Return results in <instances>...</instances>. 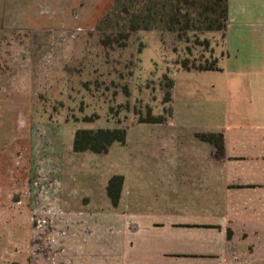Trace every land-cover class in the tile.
Segmentation results:
<instances>
[{"label": "rangeland", "instance_id": "1", "mask_svg": "<svg viewBox=\"0 0 264 264\" xmlns=\"http://www.w3.org/2000/svg\"><path fill=\"white\" fill-rule=\"evenodd\" d=\"M115 3L0 0V264H65L77 241H94L92 211L106 205L125 147L76 152L75 131L131 129L141 115L166 113L181 61L222 54L218 31L185 41L130 30ZM149 124L136 129L158 127Z\"/></svg>", "mask_w": 264, "mask_h": 264}, {"label": "crops", "instance_id": "2", "mask_svg": "<svg viewBox=\"0 0 264 264\" xmlns=\"http://www.w3.org/2000/svg\"><path fill=\"white\" fill-rule=\"evenodd\" d=\"M221 48V70L175 73L171 118L127 127L95 240L65 264H264V0H229ZM202 133H222L223 153Z\"/></svg>", "mask_w": 264, "mask_h": 264}, {"label": "trees", "instance_id": "3", "mask_svg": "<svg viewBox=\"0 0 264 264\" xmlns=\"http://www.w3.org/2000/svg\"><path fill=\"white\" fill-rule=\"evenodd\" d=\"M127 15L128 29L130 30H161L177 32L178 38L185 40L190 38L192 32L218 31L222 38L228 27L229 0H116L113 13ZM111 14V13H110ZM109 14V15H110ZM204 45H209V40L204 39ZM219 58L213 57L208 63L190 65L189 59L181 61L184 70H221ZM167 90L164 93L165 103H169L166 113L159 115L148 112L141 115L139 122L160 124L165 123L173 115L172 89L174 79L168 81ZM86 121H93L92 117H86ZM199 136L215 145L216 152L223 153L224 139L222 133L199 134ZM127 138V126L124 127H100L78 128L73 139V148L76 152L93 151L106 153L114 142L124 143ZM124 176L112 175L107 184V194L113 205L119 203Z\"/></svg>", "mask_w": 264, "mask_h": 264}]
</instances>
